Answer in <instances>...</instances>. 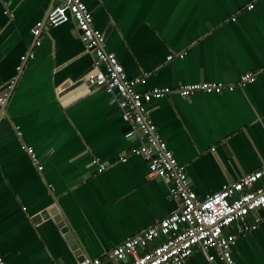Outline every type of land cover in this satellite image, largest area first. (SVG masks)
<instances>
[{"label":"crops","instance_id":"obj_1","mask_svg":"<svg viewBox=\"0 0 264 264\" xmlns=\"http://www.w3.org/2000/svg\"><path fill=\"white\" fill-rule=\"evenodd\" d=\"M81 1L127 76L146 78L139 91L229 85L256 74L254 83L231 92L172 93L146 105L198 196L264 163V0ZM56 2L0 0V93L13 83L0 105V253L7 264L101 258L176 209L170 183L150 177L146 161L129 154L139 141L125 138L128 126L111 95L74 90L92 60L73 23L45 26L34 45L31 30ZM209 255L217 262L215 250ZM232 256L234 264H264V220L238 238ZM184 264L210 262L196 251Z\"/></svg>","mask_w":264,"mask_h":264},{"label":"built area","instance_id":"obj_2","mask_svg":"<svg viewBox=\"0 0 264 264\" xmlns=\"http://www.w3.org/2000/svg\"><path fill=\"white\" fill-rule=\"evenodd\" d=\"M251 8L252 5L247 9ZM65 23H73L92 60L91 70L74 90L87 94L102 89L111 95L128 126L125 138L139 141L129 154L146 161L150 177L170 183L169 198L176 204V209L167 217L113 247L103 257H83L76 264H184L196 251L203 252L210 264H234L232 250L238 238L254 230L264 220V163L238 180L226 182L216 193L200 197L193 190L184 167L177 162L147 116L146 105L172 93L189 98L196 93L231 92L236 87L254 83L256 74L244 73L237 83L229 85L198 82L176 89L154 87L139 91L138 87L146 84V78L127 76L116 55L106 50L105 36L95 29L93 15L81 0H57L46 20L36 23L31 30L32 37L36 39L34 45L40 46L45 26L56 27ZM33 56L31 50L21 57V61ZM183 56L178 55L179 58ZM172 58L170 55L167 60ZM17 70L20 71L21 67ZM12 84L5 85L0 93V105L9 98ZM27 152L36 163L32 150ZM121 161H126V157ZM93 163L99 171L106 169L98 159ZM38 170L42 167L39 166ZM211 249L217 253V262L209 255ZM0 264H7L1 253Z\"/></svg>","mask_w":264,"mask_h":264},{"label":"water","instance_id":"obj_3","mask_svg":"<svg viewBox=\"0 0 264 264\" xmlns=\"http://www.w3.org/2000/svg\"><path fill=\"white\" fill-rule=\"evenodd\" d=\"M50 215L54 216V220L57 222L58 227L61 229V232L64 234L65 239L68 241V244L71 246L72 250H76L78 255H81V251L78 248V245L75 244L74 239L72 238L71 233L69 232L68 227L66 226V223L61 219V216L56 214V210L53 209L49 212ZM83 256H80L78 258L79 260H82Z\"/></svg>","mask_w":264,"mask_h":264}]
</instances>
